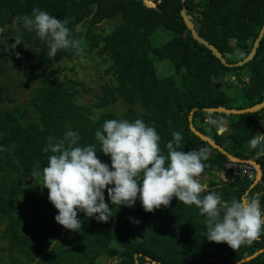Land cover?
<instances>
[{"label": "trees", "instance_id": "16d2710c", "mask_svg": "<svg viewBox=\"0 0 264 264\" xmlns=\"http://www.w3.org/2000/svg\"><path fill=\"white\" fill-rule=\"evenodd\" d=\"M153 1L155 6L144 0H0V223L5 249L18 252L6 264H103L104 255L116 257L111 264H145L147 256L162 264H264V234L236 249L210 242L199 209L175 197L167 207L146 212L139 200L133 207L111 205L105 189L106 202L113 208L109 220L98 222L78 213L81 229H66L54 219L58 210L48 199L42 175H32L47 166L51 153L42 149L50 137L60 139L74 130L79 144H94L98 150L95 131L105 120L140 118L155 127L165 153L174 131L182 134L181 150H207V166L199 177L201 183L208 178L202 196L216 192L230 203L246 195L258 198L264 208V184L249 189L254 178L228 175L227 155L189 125V113L198 107L194 125L230 153L255 159L264 177V153L257 155L248 146L252 135L264 133V108L243 114L203 110L219 105L244 108L264 100V36L252 60L227 66L194 39L181 16L185 6L199 34L233 63L248 55L264 25V0ZM34 8L67 19L82 51L61 49L49 57L46 41L23 26V17ZM159 29L171 31V36L156 44L154 37L165 34ZM17 38L20 44L15 45ZM27 45L34 56L10 66L21 72L34 64L41 75L15 81L6 74L5 62L23 54ZM93 57L102 59L108 79L89 105L82 98L90 91L86 79L65 74L79 71L81 63ZM27 86L28 97H22L21 88ZM230 86L241 90L240 105L228 103L237 99L228 95ZM119 100L126 109L110 110ZM49 122L58 125L49 128ZM221 123L227 128L222 134ZM97 156L110 165L109 156L101 151ZM260 249L257 256L242 261L245 252L248 256Z\"/></svg>", "mask_w": 264, "mask_h": 264}, {"label": "clouds", "instance_id": "9594fccd", "mask_svg": "<svg viewBox=\"0 0 264 264\" xmlns=\"http://www.w3.org/2000/svg\"><path fill=\"white\" fill-rule=\"evenodd\" d=\"M23 21L25 29L46 41L49 57L61 49L82 51L67 27V19L34 8ZM225 131L221 123L218 132ZM95 139L100 144L98 150L94 144H79V133L74 130H67L60 139L50 137L42 149L51 153L47 166L32 171L33 176L42 175L48 199L58 210L54 219L64 228L81 229L78 213L107 222L113 210L109 202L133 207L139 200L146 212H152L167 207L175 197L199 209L210 242L227 243L236 249L264 234V208L256 198L242 196L225 203L216 192L201 195L206 186L199 177L207 166L208 152L205 148L181 150L180 132L172 133L166 153L159 146L161 137L155 127L140 118L105 120L95 131ZM248 146L257 155L264 153V133L252 135ZM98 151L110 157V165L98 158Z\"/></svg>", "mask_w": 264, "mask_h": 264}, {"label": "rangeland", "instance_id": "374dc122", "mask_svg": "<svg viewBox=\"0 0 264 264\" xmlns=\"http://www.w3.org/2000/svg\"><path fill=\"white\" fill-rule=\"evenodd\" d=\"M144 2L149 5V6H155V2L153 0H144ZM162 30V31H160ZM158 31L160 32H164V36L162 37L161 34H158V37H154V42L156 44H161L164 43L170 36H171V31H166L164 29H159ZM157 41V42H156ZM233 45H234V41H233ZM34 50L30 48V45L26 46V51L21 54L20 56L15 55V56H9V61L5 62L7 65V75L9 76V74H12V76L14 77L15 81H17V79L22 78V79H34L35 75L36 77H38L39 75H41V70L36 66V65H30V67L23 69L21 72H19L18 70L12 68L10 65L15 63L16 61H20V60H27L29 59L31 56H34ZM4 63V65H5ZM82 67L78 68L80 69L79 71H77V69H74L73 71H69V67L67 68L69 72H67V76H72L74 78H78V79H86L87 81V86H90V91L89 93H84L82 95V98H85V102L89 105L92 104L93 101V94L95 92H98L100 89V86L103 84L104 81H106L108 78L106 75L103 74L102 70L104 68V62L102 61L101 58L98 57H93V59L88 58L87 60L83 61L82 63ZM159 69L161 70V67H159ZM165 72H168L167 69H165ZM17 76V77H16ZM234 78V77H233ZM246 79H248V77H245ZM227 88V87H224ZM31 86H27L25 89L21 88V92H22V97H28V91H30ZM228 95L230 96V98H233L234 96L237 97V99H229L228 103L230 105H240L241 104V100L239 99L241 96V90L239 88H237L236 86H230L228 88ZM234 97V98H235ZM126 103L124 102V100H119L118 103L114 104L111 106L110 110H115V112H118L120 109H126ZM55 125H58V123L56 122H49L48 126L49 128L54 127ZM220 178L226 180L227 177H225L223 174H220ZM205 182H203L202 184L205 185L204 183L208 182V178H205ZM258 200V198H256ZM3 227V223H0V264H6L7 261H12V258H16V256L18 255L17 251H9L5 249V240L1 237L2 231H4V227ZM2 229V230H1ZM23 238H21L22 240ZM5 245V246H4ZM42 256V255H41ZM41 256L37 257V258H41ZM12 257V258H11ZM100 260L102 261L103 264H111V263H115L117 261L116 257H111V256H101ZM147 262L145 264H154L151 260H146ZM25 264V263H24Z\"/></svg>", "mask_w": 264, "mask_h": 264}, {"label": "water", "instance_id": "95a60500", "mask_svg": "<svg viewBox=\"0 0 264 264\" xmlns=\"http://www.w3.org/2000/svg\"><path fill=\"white\" fill-rule=\"evenodd\" d=\"M182 1L185 2V0H182ZM181 16H182L186 26L188 27V29L191 31L192 36L194 37V39L198 40L200 43L204 44L209 49H211L213 54L216 57H218L221 60V62L224 63L227 66H242V65L246 64L247 62H249L250 60H252L254 58L256 52H257V49H258V47L260 45V42H261V40H262V38L264 36V25H263L261 27L260 31H259V34H258L257 38L255 39L253 47H252L251 51L248 53V55L246 57H244L242 60L230 63L224 57L222 52L215 46V44L211 43L209 40L205 39L204 37H202L199 34V32H198V30H197V28L195 26V23H194L193 19L191 18V16L188 14L187 9H186L185 6L181 9ZM234 41H237V39H234ZM262 108H264V100L259 102V103L254 104L252 106L244 107V108H231V107L219 105V106L204 107L203 110H205V111H207L209 113L222 112V113H226V114H243V113H248V112L261 111ZM198 109H199L198 107H194V108L191 109V111L189 113L190 129L197 136H199L202 140L207 141L212 147L218 149L219 151H221L222 153L227 155L229 160L239 161V162H241V161H249L255 166V168H256V176H255L254 182L250 185L249 189L253 188L257 183L264 184L263 169H262L260 163H258L255 159H252V158L251 159H243V158H240V157L230 153L221 144L217 143L213 138L209 137L208 135H206L205 133L200 131L194 125V123H193V114ZM248 191H247V193H248ZM244 196H246V195H244ZM262 251H263V249H260L259 251H257L253 255H248V256H247V252H245L246 257L244 259H242V261L250 260L251 258L257 256ZM147 259L151 260L154 264H162L161 262H157L155 260H152V258L149 257V256H147Z\"/></svg>", "mask_w": 264, "mask_h": 264}, {"label": "built area", "instance_id": "2783aa9c", "mask_svg": "<svg viewBox=\"0 0 264 264\" xmlns=\"http://www.w3.org/2000/svg\"><path fill=\"white\" fill-rule=\"evenodd\" d=\"M226 168L229 170L228 175H233L234 177H239V178L248 177L255 179L256 176V168L249 161L239 162V161L229 160L226 163Z\"/></svg>", "mask_w": 264, "mask_h": 264}, {"label": "bare ground", "instance_id": "6f19581e", "mask_svg": "<svg viewBox=\"0 0 264 264\" xmlns=\"http://www.w3.org/2000/svg\"><path fill=\"white\" fill-rule=\"evenodd\" d=\"M71 59V58H70ZM1 69V68H0ZM47 70V69H46ZM1 71V70H0ZM20 72V71H19ZM17 77V76H16ZM44 77V76H43ZM71 80V79H70ZM17 81H18V79H17ZM32 84V83H31ZM37 84V83H36ZM14 86V85H13ZM4 144V143H3ZM6 145V144H5Z\"/></svg>", "mask_w": 264, "mask_h": 264}, {"label": "crops", "instance_id": "0c3cea01", "mask_svg": "<svg viewBox=\"0 0 264 264\" xmlns=\"http://www.w3.org/2000/svg\"><path fill=\"white\" fill-rule=\"evenodd\" d=\"M224 127H225V125H224ZM18 253V252H17Z\"/></svg>", "mask_w": 264, "mask_h": 264}]
</instances>
